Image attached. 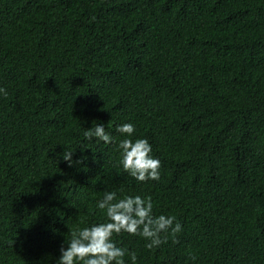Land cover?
<instances>
[{"label": "trees", "instance_id": "obj_1", "mask_svg": "<svg viewBox=\"0 0 264 264\" xmlns=\"http://www.w3.org/2000/svg\"><path fill=\"white\" fill-rule=\"evenodd\" d=\"M0 86V264H55L106 190L181 224L114 233L136 264H264V0H0ZM125 121L158 179L120 164Z\"/></svg>", "mask_w": 264, "mask_h": 264}, {"label": "clouds", "instance_id": "obj_2", "mask_svg": "<svg viewBox=\"0 0 264 264\" xmlns=\"http://www.w3.org/2000/svg\"><path fill=\"white\" fill-rule=\"evenodd\" d=\"M0 95H7L0 86ZM135 125L125 121L116 125V131L123 135L118 142L120 164L137 181L159 178L160 160L152 154V145L146 137L133 138ZM83 136L93 137L108 144L113 137L105 130V124L97 122L86 127ZM74 151H63L62 158L72 164ZM79 162V161H76ZM95 207L103 211V221L71 231V238L64 239L59 247L55 264H127L125 256L136 264L135 251L122 246L113 239V234L122 231L139 235L145 239V247L153 248L164 242L165 234L181 229V224L172 214H153V201L148 196L125 194L118 198L117 192L106 190Z\"/></svg>", "mask_w": 264, "mask_h": 264}]
</instances>
